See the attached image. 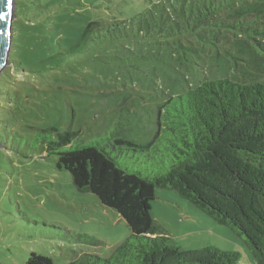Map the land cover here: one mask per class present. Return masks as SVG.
Segmentation results:
<instances>
[{"label": "rangeland", "instance_id": "1", "mask_svg": "<svg viewBox=\"0 0 264 264\" xmlns=\"http://www.w3.org/2000/svg\"><path fill=\"white\" fill-rule=\"evenodd\" d=\"M140 1L13 0L14 41L0 71V264H25L31 252L53 264L82 254L107 258L130 236L116 213L78 192L70 175L57 168L59 150L118 137L146 149L157 131L158 111L169 96L195 86L198 72L209 80L264 84V59L248 48L214 65L206 59L200 63L205 69H195L174 63L161 43L81 39L83 19L129 18L144 8ZM256 4L262 5L264 27V0ZM154 156L111 150L120 168L143 178L165 170ZM156 197L150 214L168 245L183 251L212 247L238 253V264H252L229 228L175 191L157 190ZM78 235L90 243L77 242Z\"/></svg>", "mask_w": 264, "mask_h": 264}, {"label": "trees", "instance_id": "2", "mask_svg": "<svg viewBox=\"0 0 264 264\" xmlns=\"http://www.w3.org/2000/svg\"><path fill=\"white\" fill-rule=\"evenodd\" d=\"M257 1L141 0L144 8L129 18L105 14L101 18L110 21L83 19L78 30L86 40L101 36L107 43H161L177 65L205 69L200 63L206 59L214 65L245 48L264 59L262 5ZM121 10L119 15L124 14ZM198 74V85L169 96L158 111L157 131L146 149L118 137L56 153L57 168L70 175L74 188L93 195L131 231L107 258L82 254L66 264H238V253L212 247L183 251L168 245L150 214L156 191L163 189L175 191L229 228L241 239L252 264H264V84L209 80L205 73ZM123 148L159 157L165 170L147 178L125 171L111 157V150ZM88 238L78 235L76 241L88 244ZM25 264L53 261L31 252Z\"/></svg>", "mask_w": 264, "mask_h": 264}, {"label": "water", "instance_id": "3", "mask_svg": "<svg viewBox=\"0 0 264 264\" xmlns=\"http://www.w3.org/2000/svg\"><path fill=\"white\" fill-rule=\"evenodd\" d=\"M7 8L6 0H0V12L6 13ZM10 20L11 15H6V18L0 21V71L5 62L6 55L9 52L11 42Z\"/></svg>", "mask_w": 264, "mask_h": 264}, {"label": "snow or ice", "instance_id": "4", "mask_svg": "<svg viewBox=\"0 0 264 264\" xmlns=\"http://www.w3.org/2000/svg\"><path fill=\"white\" fill-rule=\"evenodd\" d=\"M6 2L8 6L7 12H0V21L4 20L6 18V15H11L13 0H6Z\"/></svg>", "mask_w": 264, "mask_h": 264}]
</instances>
